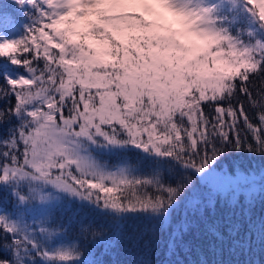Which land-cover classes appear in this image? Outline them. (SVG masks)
Returning a JSON list of instances; mask_svg holds the SVG:
<instances>
[{"label":"snow or ice","instance_id":"obj_1","mask_svg":"<svg viewBox=\"0 0 264 264\" xmlns=\"http://www.w3.org/2000/svg\"><path fill=\"white\" fill-rule=\"evenodd\" d=\"M14 4L0 11V264H103L96 249L129 220L169 252L194 229L223 243L216 204L264 200V168L225 167L264 160V0ZM72 204L98 221L54 216ZM247 231L264 245V218Z\"/></svg>","mask_w":264,"mask_h":264},{"label":"trees","instance_id":"obj_2","mask_svg":"<svg viewBox=\"0 0 264 264\" xmlns=\"http://www.w3.org/2000/svg\"><path fill=\"white\" fill-rule=\"evenodd\" d=\"M11 10L9 9V12ZM2 134L3 131L0 130V135ZM234 166L241 170H259L264 168V160L242 157L225 163L226 168L231 169ZM56 213L57 218L65 221L99 219L88 209H80L76 204L60 207ZM212 215L221 226L223 243L215 236L205 235L203 231L194 229L185 236L183 248L169 252L166 238L161 239L159 243L150 240L145 221L129 220L122 228L119 243L107 251L96 249V258L103 261V264H175L178 260H183L186 264L188 261H207L208 264H249L251 261L252 264H264V245H261L255 233L249 234L247 231L250 220L258 222L264 218V200L257 197L249 204L240 196L235 203L221 201L216 204ZM231 223L239 225L240 232L229 237L227 225ZM74 235V230H69L68 238Z\"/></svg>","mask_w":264,"mask_h":264},{"label":"rangeland","instance_id":"obj_3","mask_svg":"<svg viewBox=\"0 0 264 264\" xmlns=\"http://www.w3.org/2000/svg\"><path fill=\"white\" fill-rule=\"evenodd\" d=\"M15 7L14 0H0V11L2 12H9V9H12ZM12 11V10H11ZM55 210L54 216L56 217L57 213Z\"/></svg>","mask_w":264,"mask_h":264}]
</instances>
